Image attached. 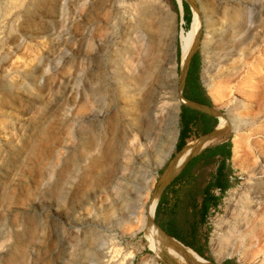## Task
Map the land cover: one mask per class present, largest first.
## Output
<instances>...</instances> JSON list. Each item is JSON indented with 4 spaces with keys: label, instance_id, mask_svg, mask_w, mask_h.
Segmentation results:
<instances>
[{
    "label": "rangeland",
    "instance_id": "rangeland-1",
    "mask_svg": "<svg viewBox=\"0 0 264 264\" xmlns=\"http://www.w3.org/2000/svg\"><path fill=\"white\" fill-rule=\"evenodd\" d=\"M32 1L0 0V264H74L70 255L83 240L89 250H85L84 258L77 264H107L105 253L111 248L132 253L133 264H142L151 256L155 264L171 263L153 251L146 231L138 229L142 219L147 222L148 230L153 229L151 215L161 166H158V159L167 147L169 129L177 131L181 89L178 40L181 33L190 29L196 14V42L191 52L200 53V75L204 83L208 64L201 42L207 34L201 4L213 0H177L178 5L176 0H151L162 12L164 35L174 37L176 49L174 61L167 57L158 61V67L162 66L166 72L153 109L154 118L164 123L166 135L158 143H145V165L140 170L136 190L123 187V171L99 175L97 168L90 167L93 159L87 158L89 146L79 138L78 132L73 142L67 136L66 124V118L70 120L76 113H91L90 107L98 97L92 96L96 83H99L100 95L113 98L121 94L109 74V66L111 60L116 61V65L121 60L118 54L124 51L122 35L118 31L106 46L98 44L110 28V25L102 24L110 6H117L121 0H46L41 4L36 0L33 4L39 8H26ZM183 4L190 7L192 17L189 26L185 24V31H180L177 6L183 9ZM54 7L56 13H60L55 17L52 16ZM79 14L82 18L77 21ZM50 17L54 19L52 22L48 21ZM48 28L53 30L52 38H41ZM84 44H88L85 50ZM58 50H61L62 61H67L56 68L49 61ZM79 51L92 56L83 77H78L77 81L71 79L69 84L88 95L82 106L63 89L69 77H76ZM253 57L240 63L226 57L224 64L212 65L213 86L222 93L215 101L223 113L221 128L233 139L239 180L211 218V239L215 224L221 219H229L228 213L235 210L232 206L234 198L250 195L249 187L254 180H249L248 173L264 158V62ZM133 58L134 52L129 53L127 59ZM47 64L54 70L44 72L42 77L46 86L33 84L34 94L28 96L25 89L30 80L36 81ZM33 65L37 66V74L32 73ZM153 65L151 61L145 64L152 75L158 70H154ZM171 72L173 74H169ZM152 75L148 74V80L154 77ZM140 82L139 79L133 81L139 88ZM236 99L244 100L245 107L236 108L232 114L253 121L250 126L240 124L237 133L228 113ZM61 103L69 106L67 112L59 110ZM68 145L67 153L61 155ZM58 162L60 165L52 169ZM52 170L50 178L48 175ZM255 204L248 218L239 225L242 234L247 235L243 259L236 254L229 257L241 264H264V229H261L264 202ZM236 208L232 215L238 220L244 210L240 205ZM229 241L226 240L225 245ZM93 244L97 250H93ZM239 244L236 240V246ZM65 245L71 253L63 250ZM212 252L221 261L213 249Z\"/></svg>",
    "mask_w": 264,
    "mask_h": 264
},
{
    "label": "bare ground",
    "instance_id": "bare-ground-1",
    "mask_svg": "<svg viewBox=\"0 0 264 264\" xmlns=\"http://www.w3.org/2000/svg\"><path fill=\"white\" fill-rule=\"evenodd\" d=\"M34 1L36 0L30 2L26 8H37L38 6L33 4ZM45 1L37 0L39 4L45 3ZM53 9L54 11L52 13L54 15L52 16L55 17L56 14H60L56 13L55 7ZM109 10L106 20L102 24L105 26L110 25V28L106 29L105 36L98 40V44L106 46L112 40L113 34H116L118 31L122 35L124 51L118 54L121 60L118 62V65L115 64L116 61L111 60L109 66V74L112 80L114 79L117 83L121 94L113 98L100 95L98 92L100 90L98 88L99 83H96L92 89V96L93 98L98 97L96 98L95 104L90 107L91 113H76L73 118L71 117L72 119L69 120L66 118L67 136L74 142L76 141V132H78L79 138L84 140L89 146L90 152L87 158L93 159L90 162V167L97 168L99 175L123 171L124 175L122 178L120 177L122 182H124L123 187L130 186L136 190L139 184L138 178L140 179V170L145 165L143 152L145 143H158L160 138L166 135V127L162 121H157L154 118L153 108L160 93L159 90L162 88L163 74L166 72L162 66L158 67V61L166 57V59L169 58V61H174L176 49L175 39L173 36L166 37L164 35L165 29L162 21L164 19L162 12L158 10L151 0H121L117 6L114 4L110 6ZM112 11H115V13H112ZM201 11L207 34L201 42V48L208 64V69H206L203 78L208 90L211 89L209 93L213 100L218 101L222 93L221 90L214 88L216 86H213V63H217L218 65L224 64L226 57L240 63L253 56H255L253 57L254 60L261 59L264 62V16L262 15L264 11V0H213L209 3L203 2L201 4ZM110 13L111 15H109ZM195 15L191 27H189L190 29L181 33L178 40L182 63L188 58L196 42L198 22ZM51 18L48 19L49 22L54 20ZM81 18L82 14H79L77 21L81 20ZM28 31L31 32L30 30ZM52 36L53 30L48 28L42 34L41 38L50 39ZM87 37L89 38L91 35ZM87 45H85L84 50L87 49ZM60 52L61 50L54 51V56L49 61L50 64H53V67L55 66L57 68L59 64L63 65V62L67 61V59L62 61ZM133 52L134 58L128 60L127 56L129 53L133 54ZM78 53L80 56V65L76 77L74 75L69 77L65 81L63 89H66L64 91L67 96H72V99L79 102L80 106H82V103L87 99L88 95L84 92L80 93L74 84H69L71 83V79L77 81L78 77H83L85 70L89 69L87 65L92 56H88L80 51ZM149 61L155 65L154 70L158 68L153 75L150 74V70L145 66L146 62ZM50 64L44 67L45 71L37 75L38 79L36 81L33 82V80H30L29 85L25 89L28 96H33L34 94L33 84L46 86L44 85L42 76H44V72L50 70ZM31 68L33 74L38 73L36 65H33ZM148 74L154 77L148 80ZM169 74H173V72ZM136 79L141 80L140 88L133 83ZM235 101L236 104L229 109L228 113L231 123L235 127L234 131L237 133L240 124L250 126L253 124V121L243 120L232 114V111L236 108L245 107L244 100L236 99ZM58 108L61 112H67L69 110V106L65 103L59 104ZM161 131H164V133H161ZM167 134V147L163 155L158 159V166L162 165L170 155L177 137V131L174 132L170 128ZM68 148H70V145L65 147L61 155ZM59 165L60 162L55 163L52 169ZM52 174L53 170L48 177L52 178ZM248 176L249 180H254L249 187L250 195L242 194L238 199L236 196L234 201H232V206L235 207V210H237L236 205H240L243 208V214L236 220L232 215L235 210H231L228 213L229 219H221L214 226L215 229L210 244H212L211 247L217 253L220 260L226 257L229 258L234 254L243 259L242 250L244 249V242L247 235L242 234L239 225L244 219L248 218L249 211L252 212L251 210L256 206V202H264V158L254 167H251ZM259 221L262 222L263 220L260 219ZM261 226V229H264V223ZM148 228L147 222L145 219H142L138 230L146 231L149 246L155 253H159L164 258L176 264H195L197 261H200L189 250L183 249L175 245V242L172 243L170 242L171 240L169 241L164 238V235H160V232L156 228L153 227L150 230ZM228 239L230 241L225 245ZM236 240L240 242L239 247L236 246ZM100 241L101 239L98 241L99 244L101 243ZM95 244L91 246L93 250L98 249ZM68 248L65 245L63 250L71 253ZM76 248L74 253L70 255L74 264H77L84 258V252L89 247L83 240ZM105 255L108 256L107 264H133L134 260L132 253H123V250L119 251L112 248ZM92 257H95L94 254ZM92 257L91 259H93ZM160 258L162 257L160 256ZM142 264H155L154 257L147 258Z\"/></svg>",
    "mask_w": 264,
    "mask_h": 264
},
{
    "label": "crops",
    "instance_id": "crops-1",
    "mask_svg": "<svg viewBox=\"0 0 264 264\" xmlns=\"http://www.w3.org/2000/svg\"><path fill=\"white\" fill-rule=\"evenodd\" d=\"M177 9L184 22L182 7ZM178 67L177 137L158 169L151 224L164 238L193 253L200 260L196 263L241 264L233 258L218 261L210 244L211 218L239 180L233 139L221 128L222 110L203 83L200 53L193 50Z\"/></svg>",
    "mask_w": 264,
    "mask_h": 264
},
{
    "label": "trees",
    "instance_id": "trees-1",
    "mask_svg": "<svg viewBox=\"0 0 264 264\" xmlns=\"http://www.w3.org/2000/svg\"><path fill=\"white\" fill-rule=\"evenodd\" d=\"M183 20L185 22V24H187L189 26L190 21H191V10L189 8V6H187V4H183ZM177 60H178V64L180 62V52H179V46L177 49Z\"/></svg>",
    "mask_w": 264,
    "mask_h": 264
},
{
    "label": "built area",
    "instance_id": "built-area-1",
    "mask_svg": "<svg viewBox=\"0 0 264 264\" xmlns=\"http://www.w3.org/2000/svg\"><path fill=\"white\" fill-rule=\"evenodd\" d=\"M180 31H182V27H183V25H184V22H182V20H181V22H180Z\"/></svg>",
    "mask_w": 264,
    "mask_h": 264
},
{
    "label": "water",
    "instance_id": "water-1",
    "mask_svg": "<svg viewBox=\"0 0 264 264\" xmlns=\"http://www.w3.org/2000/svg\"><path fill=\"white\" fill-rule=\"evenodd\" d=\"M176 2H177V0H176ZM177 4H178V2H177ZM181 60V59H180Z\"/></svg>",
    "mask_w": 264,
    "mask_h": 264
}]
</instances>
